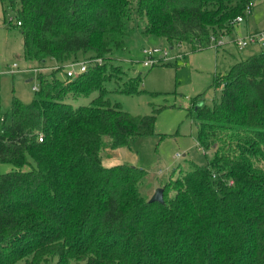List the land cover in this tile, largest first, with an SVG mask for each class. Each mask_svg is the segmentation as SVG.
Returning a JSON list of instances; mask_svg holds the SVG:
<instances>
[{"label":"trees","instance_id":"16d2710c","mask_svg":"<svg viewBox=\"0 0 264 264\" xmlns=\"http://www.w3.org/2000/svg\"><path fill=\"white\" fill-rule=\"evenodd\" d=\"M7 1L25 60L60 66L40 74L30 104L14 97L3 119L0 165L14 169L0 173V264H264V52L214 76L221 98L212 107L205 95L192 100L198 144L213 158L173 172L163 204L142 197L146 171L101 159L105 138L115 150L155 134L156 111L133 116L105 87L115 76L109 58L136 22L145 36L202 50L245 20L252 0ZM89 54L103 63L57 78ZM140 83L119 92L138 95ZM95 92L87 106L69 103Z\"/></svg>","mask_w":264,"mask_h":264},{"label":"rangeland","instance_id":"374dc122","mask_svg":"<svg viewBox=\"0 0 264 264\" xmlns=\"http://www.w3.org/2000/svg\"><path fill=\"white\" fill-rule=\"evenodd\" d=\"M252 4L244 22L236 23L230 33L218 38L224 41L222 46L204 43L202 50L197 48L196 43L172 46L165 38L145 36L142 25L136 22L126 49L109 58L111 72L115 76L105 83L109 91L108 99L114 104H121L124 111L133 116H150L156 111L157 120L153 136L136 137L127 146L114 150L108 139H103L101 159L107 168L127 165L146 171L148 175L139 185V191L146 200L150 201L158 189L164 188L173 172H176L177 178L181 171H191L193 164L205 166L213 158L211 152H204L198 144V121L189 116V109L192 100L199 95H205V104L209 107L219 102L221 89L212 87L214 76L226 74L240 60L264 52V39L241 50L234 44L247 34L264 32V0H252ZM15 10L9 1L0 0V132L13 98L30 104L35 98L32 88L40 83L37 73L26 71L37 68L38 64L27 62L24 58L23 38L16 27ZM215 45L220 49H216ZM144 48H156L163 52L158 56L159 62L151 68L143 66ZM91 55L85 56V59ZM14 64L18 65L19 71L13 72ZM59 66V63L50 60L42 67L41 74L50 75ZM57 78L67 80L62 70ZM137 78L141 80L140 94L128 96L119 92L135 83ZM97 95L95 92L88 97L72 99L69 103L74 107L87 106ZM9 124L8 120L6 125ZM13 169L11 164L0 165L1 174ZM169 197H174V193L171 192Z\"/></svg>","mask_w":264,"mask_h":264},{"label":"built area","instance_id":"2783aa9c","mask_svg":"<svg viewBox=\"0 0 264 264\" xmlns=\"http://www.w3.org/2000/svg\"><path fill=\"white\" fill-rule=\"evenodd\" d=\"M10 20H12V19H10ZM243 22H244L243 17H239L236 20V23H238V24L243 23ZM17 25L20 26L21 23L18 22ZM263 39H264V32L247 34L246 37L241 38V39H237L234 42V44H235V46L238 49L241 50V49H243L245 47H248V46L257 45L261 41H263ZM221 40L222 39H218L216 37H212L211 38V44L215 43L217 46H222L224 44L223 43L224 41H221ZM216 45H215V48L217 47ZM142 53L144 55L143 66L146 67V68H151V67L155 66L159 62L158 56L161 55L163 52L160 49H156V48L155 49L144 48L142 50ZM166 56H168V55H166ZM92 62L101 63L102 59H85L83 61L71 62L68 65H65L64 69H63L65 78L66 79H71V80L76 79L80 75H82V74L87 72L88 66ZM42 69L43 68L37 67L35 69H27L26 71H34L35 73L38 74V79H39V76H40L41 72L43 71ZM19 70L20 69H19L18 65L14 64L13 72H16V71H19ZM32 90L35 93H37L40 90V86H38V87L35 86V87L32 88ZM42 141H43V139L40 138V142H42ZM177 157L179 158L180 156H177Z\"/></svg>","mask_w":264,"mask_h":264},{"label":"water","instance_id":"95a60500","mask_svg":"<svg viewBox=\"0 0 264 264\" xmlns=\"http://www.w3.org/2000/svg\"><path fill=\"white\" fill-rule=\"evenodd\" d=\"M151 203H160L163 204L164 203V189H158L155 193V195L152 197V199L150 200Z\"/></svg>","mask_w":264,"mask_h":264}]
</instances>
